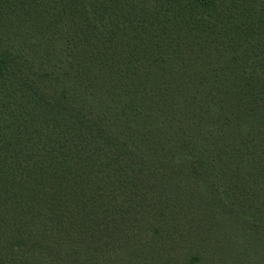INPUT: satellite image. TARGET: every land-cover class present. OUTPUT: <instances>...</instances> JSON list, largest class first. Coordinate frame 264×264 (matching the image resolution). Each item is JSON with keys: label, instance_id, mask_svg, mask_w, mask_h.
<instances>
[{"label": "trees", "instance_id": "obj_1", "mask_svg": "<svg viewBox=\"0 0 264 264\" xmlns=\"http://www.w3.org/2000/svg\"><path fill=\"white\" fill-rule=\"evenodd\" d=\"M0 264H264V0H0Z\"/></svg>", "mask_w": 264, "mask_h": 264}]
</instances>
